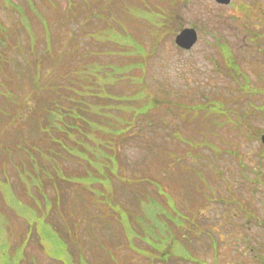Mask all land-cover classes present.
<instances>
[{
	"label": "rangeland",
	"instance_id": "374dc122",
	"mask_svg": "<svg viewBox=\"0 0 264 264\" xmlns=\"http://www.w3.org/2000/svg\"><path fill=\"white\" fill-rule=\"evenodd\" d=\"M231 2L0 0V35L6 30L0 37L1 60H6L0 91L11 97L0 96V264H257L245 246H258L264 255V146L258 140L264 118L256 112L264 107V0ZM246 24L252 28L248 36ZM183 28L198 33L187 52L173 43V34ZM255 32L258 47L249 39ZM113 33L137 42L144 58L123 54L125 48L110 39ZM220 46L232 52L238 72L226 69ZM135 63L141 68H131ZM241 74L249 79L248 92L242 90ZM75 96L78 106L88 107L82 118L90 123L78 122L75 132L53 139L87 159L94 153L112 158L113 166L92 163L96 169L40 131L46 121L35 111L51 101L76 106ZM152 99L157 106L133 121L130 111ZM211 101L213 112L220 104L228 119L187 110ZM106 105L108 113L94 115ZM120 121L130 127L113 135ZM70 142H81L90 152ZM212 145L220 152L216 162L208 150ZM30 156L49 173L61 169L86 176L102 170L107 180L85 189L39 176L35 187L20 175L29 169ZM168 196L173 210L165 203ZM135 198H154L172 216L185 217L183 229L173 232L174 240L169 237L170 247L158 223L142 240L143 232L128 233L120 210L107 204L141 216ZM46 201L47 213L39 212L37 205L43 208ZM143 207L146 219L158 212L149 203ZM31 223L38 225L30 228ZM165 228L164 237L173 235L169 222ZM167 248L172 257L160 260Z\"/></svg>",
	"mask_w": 264,
	"mask_h": 264
},
{
	"label": "trees",
	"instance_id": "16d2710c",
	"mask_svg": "<svg viewBox=\"0 0 264 264\" xmlns=\"http://www.w3.org/2000/svg\"><path fill=\"white\" fill-rule=\"evenodd\" d=\"M12 8H14V7H12ZM18 10L20 11V9H18ZM131 45L136 46L137 51L142 52V48H141V46L138 43H131ZM0 46H1L0 48H3L2 46H4V43H3V41L1 39H0ZM1 58H2V53L0 52V69H3L4 66H5L6 60H1ZM6 95H7L8 99H11L10 94L6 90H5V93L0 91V96L5 98ZM72 98H74L73 103H75L76 106L71 105L70 107L67 108V106H63V105H61V104H59L57 102L51 101L49 106H47V104L44 103V104H42V106H41L39 111H37V110L35 111L36 115L41 116L43 114V117L45 118V121H46V128L44 130H40V131L41 132H45L47 134L48 138L52 141V143L55 146H57V144H59L61 146V148L65 152H68V153L71 152V154L73 156H80V160H85V162H87L89 165L95 167L96 169L99 166L98 165L94 166V165H92V163H99V162L108 163L109 162L108 164H110V163L114 164L112 158L99 156L101 154H97V153L96 154L94 153L93 155H95V156H93L92 158L87 159L85 154H83L81 151H78L76 149H74L75 151L74 150L68 151L67 142L66 143H59V142H57V141H55L53 139V136H56V135L68 136L69 133L75 132L76 129H77L76 126H77L78 122H82L85 125H88L90 123V122L85 121L82 118V115H84L86 113L88 114V107L87 106L83 107L82 104L80 106H78V99H77L78 96H75V97H72ZM156 102H158L157 99L156 100L152 99V100H150L147 103L146 106H142L139 109L137 108V109L131 110L129 115H131L133 117V121H135V119H138V117L146 115V112H147L148 109L154 108L155 106H157ZM107 106L108 105L102 106L103 109H101V110L95 109L94 110V115L95 116H101L103 114L108 113L107 111L110 108H108ZM166 106H170V105L166 103ZM211 106H213V105H210V106L209 105L208 106H206V105L205 106H198V107L194 108V110H198V111L199 110H205V111L213 112ZM181 108H183V107H181ZM218 108H219V106H218ZM215 113L218 114V115L221 114V109L220 110L219 109L216 110ZM64 116L67 117L69 122L71 121L68 126L64 125L63 122H62V118H64ZM129 127L130 126L128 125V123L126 121H120L119 125L117 127L113 128L112 134L113 135H117V136L121 135V134L125 133L129 129ZM92 129H97V128L92 127ZM101 129H102V127H101ZM54 132H55V134L53 135L52 133H54ZM72 145L83 148L85 150V152H90L88 149H86L87 145H84L81 142H79V143L70 142L69 146L72 147ZM92 159H93V161H92ZM30 160H31V163H30L29 169L23 170L22 172H24V174L20 173V175L27 176L29 178L30 182H31L30 184H32L35 187L39 186V184L37 183V180H38L39 176H43L44 178L52 179V182H54V184H56L57 180H63L64 178H66L65 181H64L65 183H67L69 180H72V181H74L76 183H80L81 180H86L87 183H88L87 185H92L93 181L94 182L98 181L101 185L104 186L105 185L104 183L107 180L102 170L98 171V172H95V174L87 173L86 176L79 175V174L73 175V179H70L71 176L68 175V174H64V172H62L61 169H60V171L58 169H56L54 172L49 173V172H47V171H45L43 169L38 168L36 166V164L34 163V161L32 160V156H30ZM105 161H108V162H105ZM110 170H113V169L110 168L109 171ZM109 174H111V173H109ZM111 175H113V174H111ZM25 180H26V178H25ZM87 185H83V186L86 187ZM45 199H46V197H45ZM46 203H47V201H46ZM144 203H145L144 200H141V201L137 202V205H139L137 207V209H139L142 213H143V208H144L143 204ZM46 206L49 207V205H47V204H46ZM156 207L158 208V212L157 213H159V214H157V215L159 217H160V211L162 210L163 213L165 214L166 218H170V219L172 218V215H171L169 210H167L164 207H160V206H156ZM123 214L125 216L124 212H123ZM131 219H133V218H131ZM138 221L139 222H136L137 225L142 227V224L140 223V220H138Z\"/></svg>",
	"mask_w": 264,
	"mask_h": 264
},
{
	"label": "water",
	"instance_id": "95a60500",
	"mask_svg": "<svg viewBox=\"0 0 264 264\" xmlns=\"http://www.w3.org/2000/svg\"><path fill=\"white\" fill-rule=\"evenodd\" d=\"M222 2L228 3V0H222ZM195 40L196 36L193 30H184L176 37V44L184 49H189L194 44Z\"/></svg>",
	"mask_w": 264,
	"mask_h": 264
}]
</instances>
